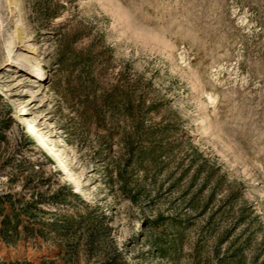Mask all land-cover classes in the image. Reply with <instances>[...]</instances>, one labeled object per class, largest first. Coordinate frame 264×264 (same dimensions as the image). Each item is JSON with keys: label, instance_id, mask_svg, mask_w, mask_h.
I'll return each mask as SVG.
<instances>
[{"label": "rangeland", "instance_id": "rangeland-1", "mask_svg": "<svg viewBox=\"0 0 264 264\" xmlns=\"http://www.w3.org/2000/svg\"><path fill=\"white\" fill-rule=\"evenodd\" d=\"M0 264H264V0H0Z\"/></svg>", "mask_w": 264, "mask_h": 264}, {"label": "bare ground", "instance_id": "bare-ground-1", "mask_svg": "<svg viewBox=\"0 0 264 264\" xmlns=\"http://www.w3.org/2000/svg\"><path fill=\"white\" fill-rule=\"evenodd\" d=\"M14 4H16V2H14ZM57 22H61V18H57ZM24 64H26V63H24ZM32 71L36 73V78H40V77L45 76L44 69L40 65L36 66V68L35 67L32 68ZM210 101H212V99ZM212 103H213V101H212ZM23 124L26 128H29L30 131H28V133H29L31 139L33 141H35V139L38 140L39 144L43 145V147L47 149L48 154L43 150L44 153L46 154V156L49 157V155L51 154L53 156V158L56 160V161H54V165L56 166V168H58V172H60L61 174L65 173L66 177L70 179V183L74 184L76 191H78L82 196L85 197V193L82 190V188L80 187V184L78 183L77 179L73 175V172L66 165L62 156L54 150V146L52 144H50V141L49 140L47 141V139L39 132V130L36 129V127H35V125L31 119L24 117ZM39 144H38V147H39ZM65 181H68V180L65 179Z\"/></svg>", "mask_w": 264, "mask_h": 264}]
</instances>
